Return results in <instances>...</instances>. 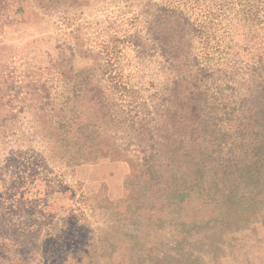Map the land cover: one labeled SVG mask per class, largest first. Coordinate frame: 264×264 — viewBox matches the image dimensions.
Wrapping results in <instances>:
<instances>
[{"label": "rangeland", "instance_id": "obj_1", "mask_svg": "<svg viewBox=\"0 0 264 264\" xmlns=\"http://www.w3.org/2000/svg\"><path fill=\"white\" fill-rule=\"evenodd\" d=\"M260 57L264 0H0V264H264Z\"/></svg>", "mask_w": 264, "mask_h": 264}, {"label": "trees", "instance_id": "obj_2", "mask_svg": "<svg viewBox=\"0 0 264 264\" xmlns=\"http://www.w3.org/2000/svg\"><path fill=\"white\" fill-rule=\"evenodd\" d=\"M255 62L258 63L259 65H263L264 66V58L263 57H260L259 59H255ZM221 82L218 84L220 87H222V84L226 85L229 84V80L228 79H225L221 76ZM225 86V87H226ZM223 88V87H222ZM177 114V113H176ZM180 117H182V115H180ZM231 156L228 154V151L227 152H224L222 153V159L226 160L227 158H230Z\"/></svg>", "mask_w": 264, "mask_h": 264}]
</instances>
